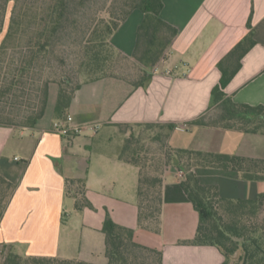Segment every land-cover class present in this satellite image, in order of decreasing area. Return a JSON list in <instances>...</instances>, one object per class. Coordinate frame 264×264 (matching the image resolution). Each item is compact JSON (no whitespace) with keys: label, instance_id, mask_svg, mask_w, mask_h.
Returning <instances> with one entry per match:
<instances>
[{"label":"crops","instance_id":"crops-1","mask_svg":"<svg viewBox=\"0 0 264 264\" xmlns=\"http://www.w3.org/2000/svg\"><path fill=\"white\" fill-rule=\"evenodd\" d=\"M162 2L160 17L178 34L148 84L134 88L104 76L75 90L64 121L68 127L94 124L93 133L81 137L53 129L57 89L54 95L50 90L45 115L34 127L0 125V175L14 186L0 218V252L6 247L20 255L105 264L100 229L108 212L116 223L134 229L137 243L160 250L162 264L222 263L215 246L180 243L194 236L198 212L180 186L182 173L173 162L163 174L161 231L156 233L137 225L138 169L120 160L118 150H99L94 143L103 128L119 132L122 146L119 124L171 123V147L264 159V133L186 124L208 109L211 89L221 75L217 63L247 33L250 13L256 43L224 91L235 102L264 105V0ZM143 16L133 9L110 39L126 56L133 53ZM195 172L202 183L217 185L224 198L253 199L264 191V181L244 180L235 171ZM66 178L85 179L86 197L94 207L78 211L70 226L63 222L65 208H74V199L64 193Z\"/></svg>","mask_w":264,"mask_h":264},{"label":"trees","instance_id":"trees-1","mask_svg":"<svg viewBox=\"0 0 264 264\" xmlns=\"http://www.w3.org/2000/svg\"><path fill=\"white\" fill-rule=\"evenodd\" d=\"M88 1L95 0H0V125L34 127L45 115L52 84L57 86L54 118L64 121L73 94L83 83L71 86V77L58 73L52 61L59 58L60 35L69 26L76 30L74 58L78 69L88 76L84 82L110 76L134 88L148 84L154 67L167 57L178 34L176 27L160 17L162 0H105L104 13L96 9L78 29V16ZM136 8L144 16L137 28L133 53L126 56L110 39ZM250 19L251 13L247 33L217 63L221 75L211 89L208 109L186 124L264 133V105L235 102L224 91L240 69L242 58L256 43ZM119 127L129 135L118 158L138 169V227L161 231L163 174L173 162L182 173L180 186L198 212L194 236L180 243L215 246L224 257L221 264H264V191L253 199L224 198L217 185L202 183L195 172L196 168H212L235 171L244 180L264 181V159L171 147L167 143L174 128L171 123H123ZM135 128H139L138 134ZM145 132L147 137L143 136ZM155 142L159 148L154 152L148 144ZM64 187L65 195L74 199L76 211L94 208L86 197L84 178H66ZM13 189L12 183L0 175V218ZM100 231L105 264H162L160 250L137 243L134 229L116 223L108 212ZM2 253L0 264H95L78 258L20 255L6 247Z\"/></svg>","mask_w":264,"mask_h":264},{"label":"rangeland","instance_id":"rangeland-1","mask_svg":"<svg viewBox=\"0 0 264 264\" xmlns=\"http://www.w3.org/2000/svg\"><path fill=\"white\" fill-rule=\"evenodd\" d=\"M105 0H95V1H88L87 2V6L84 7L83 9H81V13L79 14V21L77 23V27L78 29L83 28L81 23H86L89 21V17L93 16V12L96 9H101V14L104 13L105 10V6L103 7ZM11 7V4L9 5V8ZM99 15H101L98 12ZM8 15H9V9L5 18V25L7 24L8 21ZM81 21V22H80ZM84 26V25H83ZM78 32V31H77ZM1 37V34H0ZM76 30L72 27L69 26L68 29H66L61 35H60V39H59V45L57 48V52L59 53L58 57H53V63L55 65H57V69H58V73H63V74H68L71 77V86H75L77 83L79 82H84L87 79V75L85 74L84 70L78 69L77 67V61L75 60V49H76V45L74 44V42L76 41ZM124 64L123 62L120 63L119 65ZM125 66V65H123ZM57 89V86L55 84H52L50 86V90H51V94L54 95L55 91ZM90 125V124H89ZM92 126H94V124H91ZM86 126V125H84ZM98 126V125H97ZM100 127V125H99ZM158 130V129H155ZM139 128H135L134 132L136 134L139 133ZM91 133H93V130L86 128L85 130H83L82 132H80L81 137H84V135L88 136ZM129 135V132L125 131L123 132V135L121 136L122 138V143L124 142L125 137H127ZM144 137H147V132L144 133L143 135ZM120 139V134L119 132L113 133L110 132V130L103 128L102 130L99 131V133L97 134L96 138H95V148L99 149V150H107V151H114V150H120L121 148V143L119 141ZM145 143H147V138L146 140H144ZM120 146V147H119ZM148 146H151V150H158L157 148H159V143L155 142L152 145L148 144ZM154 151V152H155ZM133 167V169L137 170V168L135 166H131ZM68 203H70V199L67 200ZM262 212H264V205L262 208ZM65 216L66 219L63 222H68L67 224L70 226L72 223H74L75 221V217H77L78 215V211H76L73 207H67L65 208ZM3 250V249H2ZM2 250L0 252V261L3 259V253ZM69 256H73V255H69Z\"/></svg>","mask_w":264,"mask_h":264},{"label":"built area","instance_id":"built-area-1","mask_svg":"<svg viewBox=\"0 0 264 264\" xmlns=\"http://www.w3.org/2000/svg\"><path fill=\"white\" fill-rule=\"evenodd\" d=\"M71 118L68 116L67 117V121H69ZM86 128L91 129V130H95L96 126H92V125H86V126H75V127H68L66 125V121H55L53 124V129L58 132L61 135H67L70 132H74V133H80L83 130H85ZM181 175V173H180Z\"/></svg>","mask_w":264,"mask_h":264}]
</instances>
